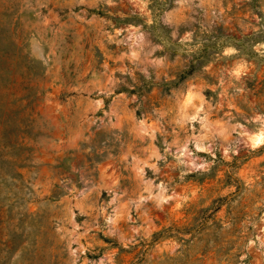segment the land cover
Segmentation results:
<instances>
[{"label": "rangeland", "instance_id": "1", "mask_svg": "<svg viewBox=\"0 0 264 264\" xmlns=\"http://www.w3.org/2000/svg\"><path fill=\"white\" fill-rule=\"evenodd\" d=\"M3 118L0 264H264V0H0Z\"/></svg>", "mask_w": 264, "mask_h": 264}, {"label": "trees", "instance_id": "2", "mask_svg": "<svg viewBox=\"0 0 264 264\" xmlns=\"http://www.w3.org/2000/svg\"><path fill=\"white\" fill-rule=\"evenodd\" d=\"M188 73H190V72H188ZM183 78L184 77H181L180 78V80H183ZM1 125H2V128H1V132H0V147L1 146H6V144H2L1 143V140H3V139H6V136H5V134H6V124H5V122H6V118L4 119H1ZM9 122H8V120H7V124H8ZM9 147H12V146H9ZM19 176V175H18ZM15 247V246H14ZM20 247H21V244L19 245L18 244V246H16L15 248H14V251L16 250L17 251V249H20ZM13 250V246H12V248H10V250Z\"/></svg>", "mask_w": 264, "mask_h": 264}]
</instances>
